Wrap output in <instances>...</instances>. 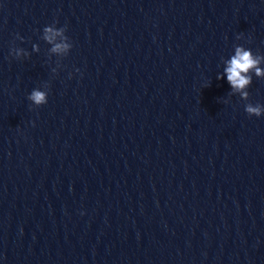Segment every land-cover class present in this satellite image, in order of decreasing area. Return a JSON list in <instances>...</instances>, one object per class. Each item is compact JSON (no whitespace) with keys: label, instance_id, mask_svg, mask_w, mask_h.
<instances>
[{"label":"water","instance_id":"water-1","mask_svg":"<svg viewBox=\"0 0 264 264\" xmlns=\"http://www.w3.org/2000/svg\"><path fill=\"white\" fill-rule=\"evenodd\" d=\"M237 46L264 70V0H0V264H264Z\"/></svg>","mask_w":264,"mask_h":264},{"label":"clouds","instance_id":"clouds-1","mask_svg":"<svg viewBox=\"0 0 264 264\" xmlns=\"http://www.w3.org/2000/svg\"><path fill=\"white\" fill-rule=\"evenodd\" d=\"M65 32V28L57 29L53 26H47L44 28V39L49 43H53L56 37L64 36ZM64 39L67 40V37H64ZM70 47L71 45L67 42L54 43L52 51L56 53L67 52ZM260 61L261 57L254 56L251 50H246L241 46L235 48L234 55L227 61V67L225 68L227 81L233 91L239 92L243 99H247L248 92L245 89L251 83V77L248 73L254 70L257 76H264V70L258 66ZM28 99L35 105H42L47 102L46 93L41 90H33ZM245 111L250 117H260L264 115V106L246 104Z\"/></svg>","mask_w":264,"mask_h":264}]
</instances>
